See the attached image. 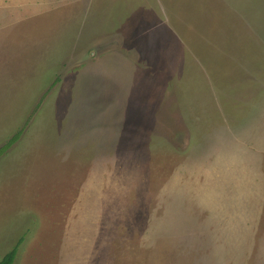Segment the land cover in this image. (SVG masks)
<instances>
[{
	"label": "rangeland",
	"instance_id": "rangeland-1",
	"mask_svg": "<svg viewBox=\"0 0 264 264\" xmlns=\"http://www.w3.org/2000/svg\"><path fill=\"white\" fill-rule=\"evenodd\" d=\"M20 130L0 260L264 264V0H0Z\"/></svg>",
	"mask_w": 264,
	"mask_h": 264
},
{
	"label": "trees",
	"instance_id": "trees-1",
	"mask_svg": "<svg viewBox=\"0 0 264 264\" xmlns=\"http://www.w3.org/2000/svg\"><path fill=\"white\" fill-rule=\"evenodd\" d=\"M22 130L18 131L7 143H5L1 148L0 152H6L8 149H10L16 142L19 141ZM21 244L19 243L16 245L14 249H12L10 252L4 255V257L0 260V264H14L15 259L17 257L18 247Z\"/></svg>",
	"mask_w": 264,
	"mask_h": 264
},
{
	"label": "water",
	"instance_id": "water-1",
	"mask_svg": "<svg viewBox=\"0 0 264 264\" xmlns=\"http://www.w3.org/2000/svg\"><path fill=\"white\" fill-rule=\"evenodd\" d=\"M90 52H91V51H90ZM93 54H94V52H92L91 54L89 53V55H91V56H92Z\"/></svg>",
	"mask_w": 264,
	"mask_h": 264
}]
</instances>
